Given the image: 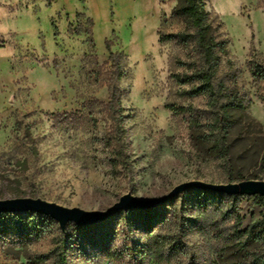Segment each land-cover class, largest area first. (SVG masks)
I'll return each mask as SVG.
<instances>
[{
  "label": "rangeland",
  "instance_id": "374dc122",
  "mask_svg": "<svg viewBox=\"0 0 264 264\" xmlns=\"http://www.w3.org/2000/svg\"><path fill=\"white\" fill-rule=\"evenodd\" d=\"M177 3L0 0V200L106 211L128 194L150 200L190 181L264 177V81H255L248 65H264V0H205L229 41L233 65L224 64L222 75H233L229 87L250 100L234 114L233 167L211 155L203 140L211 130L208 97L181 95L191 86L176 81L185 69L175 59L185 60L186 51L159 42L160 30L183 28L170 19ZM108 42L125 67L121 145L127 163L118 173L110 163L119 145H108V89L92 75L109 61ZM199 190L152 209L120 211L88 229L70 222L62 230L47 217L26 233L18 230L23 220L7 219L0 222V264H225L211 231L193 229L184 242L187 253L172 261L168 249L161 255L151 242L154 235L179 233L188 218L206 230L221 218L229 205ZM205 200L213 205L206 211L200 208ZM237 211L241 224L230 218L223 226L245 231L264 219V201L244 195ZM128 247L144 251L132 261ZM252 249L264 255V243Z\"/></svg>",
  "mask_w": 264,
  "mask_h": 264
},
{
  "label": "trees",
  "instance_id": "16d2710c",
  "mask_svg": "<svg viewBox=\"0 0 264 264\" xmlns=\"http://www.w3.org/2000/svg\"><path fill=\"white\" fill-rule=\"evenodd\" d=\"M177 2L170 19L179 20L183 28L178 32L171 33L160 30L159 42L160 44L173 43L181 46L186 51L185 60L175 59V63L185 69L183 74L174 75L176 81L180 85L191 86V89L183 90L181 95L190 97L205 95L208 97L211 118L208 126L211 130L209 134L204 136L203 140L210 145L208 151L211 155L222 160L224 165L233 167L236 158L232 153L230 135L231 130L237 123L234 114L245 111L250 100H246L245 97L229 87V83L235 78L232 77L233 75L229 73L222 75L224 64L230 67L233 65L229 58V41L222 32L221 23H218L216 18H213L207 10L205 0H177ZM107 48L110 51L109 61L98 66V69L94 70L92 75L97 82H101L108 89L109 101L104 104V109L111 123L108 145L110 147L114 143L119 145L113 148L110 163L113 172L118 173L119 167L127 163V156L121 145L124 132L122 127L124 116L121 81L125 75V67L121 62L122 54L113 53L109 42ZM248 65L253 79L257 82L264 81V65L256 60L249 61ZM232 83H235V81ZM260 98L264 101V93ZM169 108L176 112L188 111L184 107L176 108L173 105ZM195 123L199 124V122ZM230 177L228 178L230 183H235L234 180H238V182L249 180L243 176H239L238 179ZM250 179L264 180V177L255 175ZM199 192L222 198L223 203L229 205V208L223 211L220 219L209 224L208 230L205 229L204 224H200L195 228V221L188 218L184 220L185 223L179 225V233L171 236H152L151 242L156 245L157 252L164 255V251L168 249L169 254L167 257L169 261H172L178 255H185L187 253L185 239L195 229L197 232L207 233V231H211L215 234L221 242L222 257L225 264H264V255L257 254L252 249L254 244L264 243V219L245 231H241L238 226H234L232 229L223 226V222L230 218H235L237 223L241 224L237 209L244 194L228 195L212 190H199ZM257 198L264 201L263 196L257 195ZM211 205L205 200L201 202L200 208L206 211ZM18 218L23 220V224L18 227V230L26 233L30 232L31 227H36L39 220L48 219L47 216L41 214L22 212L0 215V222L7 219L14 222ZM84 228L88 229L90 226ZM127 250L132 257V261L137 257H141L144 251L139 247H128Z\"/></svg>",
  "mask_w": 264,
  "mask_h": 264
},
{
  "label": "water",
  "instance_id": "95a60500",
  "mask_svg": "<svg viewBox=\"0 0 264 264\" xmlns=\"http://www.w3.org/2000/svg\"><path fill=\"white\" fill-rule=\"evenodd\" d=\"M197 188L212 190L228 195H260L264 197V180H244L236 183L214 184L203 181H190L176 186L167 195L150 200H143L128 194L106 211H85L80 208H67L43 199L16 198L0 200V215L10 213L32 212L47 216L58 222L64 230L68 223L74 222L79 227H88L103 222L120 211L151 209L168 202L187 189Z\"/></svg>",
  "mask_w": 264,
  "mask_h": 264
}]
</instances>
